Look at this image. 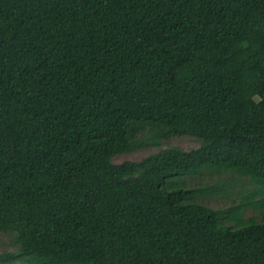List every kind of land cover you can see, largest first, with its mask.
Returning <instances> with one entry per match:
<instances>
[{
    "label": "trees",
    "instance_id": "16d2710c",
    "mask_svg": "<svg viewBox=\"0 0 264 264\" xmlns=\"http://www.w3.org/2000/svg\"><path fill=\"white\" fill-rule=\"evenodd\" d=\"M209 168L256 187L208 208ZM0 232V264H264V0H0Z\"/></svg>",
    "mask_w": 264,
    "mask_h": 264
},
{
    "label": "rangeland",
    "instance_id": "374dc122",
    "mask_svg": "<svg viewBox=\"0 0 264 264\" xmlns=\"http://www.w3.org/2000/svg\"><path fill=\"white\" fill-rule=\"evenodd\" d=\"M200 143L196 139L183 137L174 139L170 142H163L159 148L150 147L133 153L119 155L115 160L116 164L124 162H138L150 155L158 154L160 151L170 148H181L184 152H191L200 148ZM189 187H210L213 191L209 195L197 198L195 202L202 204L211 209H226L230 206L239 205L244 197L254 189V184L244 175L227 171L225 169L209 168L196 176L186 177ZM261 219L259 212H253L252 208L247 209L243 215V220ZM225 225L234 226L235 223L226 221ZM16 247L13 244V239L10 235L0 232V255L4 253H14ZM21 264V263H18Z\"/></svg>",
    "mask_w": 264,
    "mask_h": 264
}]
</instances>
